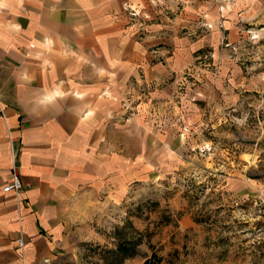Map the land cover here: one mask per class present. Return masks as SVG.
<instances>
[{
	"label": "rangeland",
	"instance_id": "374dc122",
	"mask_svg": "<svg viewBox=\"0 0 264 264\" xmlns=\"http://www.w3.org/2000/svg\"><path fill=\"white\" fill-rule=\"evenodd\" d=\"M148 4L132 36L164 66L115 80L102 144L121 188L74 195L77 248L56 264H264V25L231 38L196 0ZM166 32L174 46L151 41Z\"/></svg>",
	"mask_w": 264,
	"mask_h": 264
},
{
	"label": "crops",
	"instance_id": "0c3cea01",
	"mask_svg": "<svg viewBox=\"0 0 264 264\" xmlns=\"http://www.w3.org/2000/svg\"><path fill=\"white\" fill-rule=\"evenodd\" d=\"M148 2L0 0V264H25L16 246L21 232L29 263L56 264L77 248L67 209L74 195L93 188L108 190L109 197L119 192V167L113 153L102 150L111 138L106 126L115 80L123 83L139 67L160 72L164 66L132 36V9L148 15ZM262 2L196 0V6L221 23L219 34L235 38L249 35L255 22L264 25ZM225 4L231 14L219 20L217 8ZM171 35L151 41L174 46ZM179 49L167 56L173 67ZM183 53L185 64L191 62V47ZM13 150L22 181L32 184L16 194L3 190L11 180Z\"/></svg>",
	"mask_w": 264,
	"mask_h": 264
},
{
	"label": "built area",
	"instance_id": "2783aa9c",
	"mask_svg": "<svg viewBox=\"0 0 264 264\" xmlns=\"http://www.w3.org/2000/svg\"><path fill=\"white\" fill-rule=\"evenodd\" d=\"M12 154H13V164L10 168L11 169L10 171L11 180L3 184V190L5 192H13L16 194L23 189L31 188L32 184L24 183L22 181L20 174H19V169H18V166H19L18 154H16L14 150L12 151ZM0 179H1V172H0ZM16 246L20 250L22 260L25 262V264H31L27 261V258H26L27 245H26L24 234L22 232L16 239Z\"/></svg>",
	"mask_w": 264,
	"mask_h": 264
},
{
	"label": "trees",
	"instance_id": "16d2710c",
	"mask_svg": "<svg viewBox=\"0 0 264 264\" xmlns=\"http://www.w3.org/2000/svg\"><path fill=\"white\" fill-rule=\"evenodd\" d=\"M162 258L156 256V253L150 256V258L146 259L142 264H160L162 262Z\"/></svg>",
	"mask_w": 264,
	"mask_h": 264
}]
</instances>
